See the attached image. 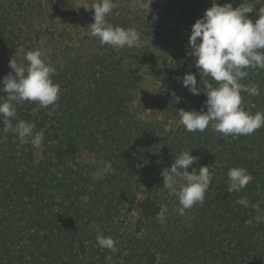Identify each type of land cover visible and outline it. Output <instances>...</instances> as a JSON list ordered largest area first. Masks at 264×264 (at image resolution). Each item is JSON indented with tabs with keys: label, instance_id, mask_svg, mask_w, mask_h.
<instances>
[{
	"label": "trees",
	"instance_id": "obj_1",
	"mask_svg": "<svg viewBox=\"0 0 264 264\" xmlns=\"http://www.w3.org/2000/svg\"><path fill=\"white\" fill-rule=\"evenodd\" d=\"M236 1L216 0L233 8ZM94 2L0 0V80L12 72L11 58L22 62L16 50H40L56 67L52 79L61 90L55 109L33 113L35 103L17 105L13 126L19 120L34 123V132H44L39 148L21 146L0 120V264H264V223L255 219L264 216L258 192L264 179L247 136L227 143L229 136L211 125L187 132L173 96L180 20L189 19L183 29L189 40L192 25L213 0H144L149 9L114 0L117 6L106 19L140 33V47L131 49L101 45L90 35ZM30 7L47 10L46 30L23 26ZM256 70L247 69L240 82L250 86ZM146 74L160 81L170 77L172 100L166 107L176 127L148 120L138 102L146 93ZM204 81L218 86L209 76ZM241 95L245 110L250 96ZM5 98L0 91V102ZM185 149L199 158L188 171L209 166L216 185L203 204L179 215L173 213L178 201L163 187L160 173ZM91 157L111 162L114 171L96 176ZM215 162L220 171L213 169ZM233 167L253 177L239 193L227 191ZM143 183L146 194L140 196ZM241 197L251 202L248 207L236 202ZM134 210L136 228L125 231L118 222ZM161 211L164 223L157 220ZM98 233L112 237L117 250L101 248Z\"/></svg>",
	"mask_w": 264,
	"mask_h": 264
},
{
	"label": "clouds",
	"instance_id": "obj_2",
	"mask_svg": "<svg viewBox=\"0 0 264 264\" xmlns=\"http://www.w3.org/2000/svg\"><path fill=\"white\" fill-rule=\"evenodd\" d=\"M116 6L114 0H95L91 6L94 22L88 26L90 35L98 38L101 45H109L114 49L140 47V33L134 28L113 26L106 19ZM132 7L149 9L150 5L144 0H133ZM253 12L252 6L234 9L230 3L220 5L213 0L212 6L192 25L188 40L191 49L189 54L195 58V67L199 73L211 77L218 86L213 87L202 81L207 97V111L203 108L201 111H178L179 123L187 132H204L211 125L216 133L239 138L264 127V112L253 115L241 106L242 92L249 96L260 95L258 84L249 86L240 82L248 77L247 69L264 70V5L256 13L258 18L255 22L246 15ZM16 54L22 62L18 63L11 58L9 67L12 72L0 80V91L6 93V98L0 102V120L3 121L4 130L14 133L21 146L30 143L39 148L44 140L43 131L34 132L35 124L31 122L19 120L13 126L11 121L17 115V105L25 102L36 104L33 113L41 108L48 109L51 106L55 109L59 106L60 86L52 79L57 69L42 59L43 53L40 50L25 51L20 48ZM176 79L193 95L201 93L196 76L191 72ZM173 96L175 102L179 103L181 97L175 96L174 92ZM198 160V157L190 154V149H185L178 156L175 155L170 168L160 173L163 187L178 201L179 206L173 209V213L183 215L194 205L204 203L205 194L212 184L213 172L209 166L200 167L198 172L196 169L189 172L188 168ZM104 171H114L111 162L107 163ZM227 177L229 193L241 192L253 180L252 175L243 167L230 168ZM236 202L244 207L251 203L246 197ZM255 219L258 224L264 223V216L257 215ZM157 220L165 222L163 211L157 214ZM96 241L101 248L113 252L117 250L116 242L110 236L98 233Z\"/></svg>",
	"mask_w": 264,
	"mask_h": 264
},
{
	"label": "rangeland",
	"instance_id": "obj_3",
	"mask_svg": "<svg viewBox=\"0 0 264 264\" xmlns=\"http://www.w3.org/2000/svg\"><path fill=\"white\" fill-rule=\"evenodd\" d=\"M235 4H238L237 6H234V9L240 6H252L254 7L253 13L246 14L249 19H252L254 22L258 18L256 13L258 12L261 5H264V0H238L235 2ZM210 4H205L204 11L207 8H210ZM27 14L29 15L28 19L25 20L22 17L23 26L30 29V28H36L41 30H46L47 23L45 21V17L47 14V10H39V9H32L29 8ZM202 14V16H203ZM191 19V18H190ZM189 19L185 18L184 20H180L179 29L181 31V36L178 38L179 42V48L178 51L181 55V61L179 62L178 67L176 68L177 76L176 77H183L186 73L189 72V70H192V73L196 76L197 79V85L201 88V93L199 95H193L186 87H183L181 83L175 80L176 88L174 91L176 92L175 96L181 97V100L179 103L175 102V105L178 107V110H195V111H201L203 108L204 111H207L205 107V93H204V85L202 81H204L205 74L201 72L199 73L198 69L195 67L194 60L195 58L192 57L189 53L191 49L188 46V37L184 34V28H188L190 26V23L188 21ZM192 20V19H191ZM29 23V25H28ZM260 75L259 69L256 70L255 75L251 79V85L258 84V77ZM164 81L158 80L157 77L151 74H146L144 76V80L146 82V93L140 96L139 103H142V108L144 111H146V115L148 120L152 122H158L161 125H163L166 129H170L172 127H176L177 121L173 116L168 112V109L166 107V104L172 100V97L167 94V89L169 88V85L167 84L170 80L169 76H165ZM172 79V78H171ZM256 101V96H250L248 100L246 101V107L245 111L248 113H252V105ZM137 102V103H138ZM259 131L256 130L253 134L247 136L248 141H246L247 145L250 146L251 150V157L258 160V164L256 166L257 169L261 171V175L264 179V172L263 168L261 166V160L263 159L261 154V147L260 143L261 140L258 136ZM233 139L232 136H229L227 143L232 142ZM91 160L94 161V165L96 167V176H102L105 174V167L106 162L102 159H97L96 157H91ZM220 163L215 162L213 165V169L216 171H220ZM199 170H197L198 172ZM217 179L220 177L218 175ZM216 185V182L212 181V184L210 185L211 188ZM146 184L143 183L139 189L140 196H144L146 194ZM218 188V187H217ZM220 191H214L213 193L216 195ZM259 195L264 200V186L259 189ZM139 216L138 210H134L132 214L129 217H123L120 221L122 223L118 222V225H120V228L124 229L125 231H131L136 228V221L137 217Z\"/></svg>",
	"mask_w": 264,
	"mask_h": 264
},
{
	"label": "flooded vegetation",
	"instance_id": "obj_4",
	"mask_svg": "<svg viewBox=\"0 0 264 264\" xmlns=\"http://www.w3.org/2000/svg\"><path fill=\"white\" fill-rule=\"evenodd\" d=\"M260 71V78H259V82L258 85L260 86V95L256 96V101L255 103L252 105V113L251 114H255L257 112H264V70L259 69ZM258 136L261 140L260 143V147H261V154L263 159L261 160V166L263 168V172H264V127L258 129Z\"/></svg>",
	"mask_w": 264,
	"mask_h": 264
}]
</instances>
